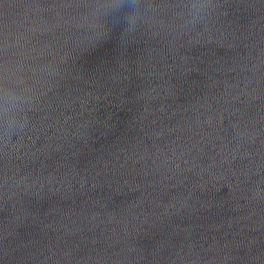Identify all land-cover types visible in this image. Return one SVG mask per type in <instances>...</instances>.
Returning <instances> with one entry per match:
<instances>
[{"label": "water", "instance_id": "1", "mask_svg": "<svg viewBox=\"0 0 264 264\" xmlns=\"http://www.w3.org/2000/svg\"><path fill=\"white\" fill-rule=\"evenodd\" d=\"M108 2L0 0V264H264V0Z\"/></svg>", "mask_w": 264, "mask_h": 264}, {"label": "clouds", "instance_id": "2", "mask_svg": "<svg viewBox=\"0 0 264 264\" xmlns=\"http://www.w3.org/2000/svg\"><path fill=\"white\" fill-rule=\"evenodd\" d=\"M121 7L122 0H110L108 3L98 4L96 9L100 16H113ZM130 7L133 11L126 17L127 28L134 26L139 19L140 7L136 0H133ZM184 8L189 15L201 14V18L207 11V6L199 0L187 3ZM18 83L20 81L6 68L0 83V127L8 139L23 130L26 121H22L21 114L31 106L30 98L17 91Z\"/></svg>", "mask_w": 264, "mask_h": 264}]
</instances>
